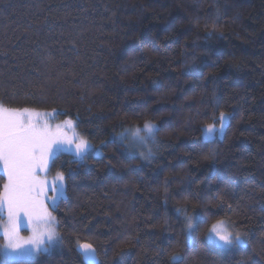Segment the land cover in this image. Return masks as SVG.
<instances>
[{
    "label": "trees",
    "instance_id": "obj_1",
    "mask_svg": "<svg viewBox=\"0 0 264 264\" xmlns=\"http://www.w3.org/2000/svg\"><path fill=\"white\" fill-rule=\"evenodd\" d=\"M0 103L57 109L102 153L53 157L64 239L31 259L0 253V264H88L78 241L96 264H264V0H0ZM220 111L224 134L206 141L201 127ZM146 120L159 147L143 162L115 134ZM4 181L0 171V194ZM217 193L231 211L203 200ZM185 194L199 216L191 242L176 211ZM218 219L247 232L246 245L208 241Z\"/></svg>",
    "mask_w": 264,
    "mask_h": 264
},
{
    "label": "snow or ice",
    "instance_id": "obj_2",
    "mask_svg": "<svg viewBox=\"0 0 264 264\" xmlns=\"http://www.w3.org/2000/svg\"><path fill=\"white\" fill-rule=\"evenodd\" d=\"M212 28L218 29L215 21ZM48 59L49 62H53L51 56ZM58 111L53 109L52 113H45V115L56 114ZM241 115L243 117V113ZM34 116L38 117L40 113L28 108H9L0 103V161H3L7 173V183L3 185L4 192L0 194L2 199L7 201L8 209V225L4 228V235L8 240L9 249L23 250L25 254L48 252L64 239L57 230L58 220L52 211L56 210L58 201L66 195L65 176L63 173H58L55 181L48 182L46 179H41L37 175V171L47 169L49 161L65 147L78 160L86 161L87 153L94 150L97 156L102 155L95 144L75 131L78 127L77 121L69 118L62 122L63 126L57 125L53 130L47 121L41 123L39 120H34ZM230 118V114L223 111H220L218 116L213 114V123H205L201 127L203 138L211 142L212 134L217 128L223 135L225 122ZM65 129L71 130L72 134L69 135ZM159 131V126L156 123L146 120L142 125L133 124L124 128L115 136L121 144L129 141L127 145L129 149L145 148V151L139 152L138 155L142 160L150 161L155 153L147 145L151 143L155 146ZM211 158H214L212 153L203 157V159ZM110 163L111 161H109ZM46 189L53 193L51 197L52 211H49L44 201L40 199L43 196L44 200H48ZM165 191H167L166 187ZM182 199L186 203L178 207L176 211L184 214L186 239L191 242V238L197 230L196 220L199 219V216L195 210L191 215L187 212V205L190 203L189 194H185ZM203 200H207L209 203L211 200H218V207H226L229 211L233 208V205L218 193L203 197ZM21 211L25 212L28 220L35 225L32 235L25 239L23 244L19 242L21 238L18 233ZM165 224H167V220H165ZM234 227V222L230 219H218L208 230L209 238L215 237L216 246L225 251L242 248L248 241V233L230 231ZM136 240L138 243L139 238L137 237ZM24 245L31 247L25 249ZM77 251L88 264H96V249L92 243L78 241ZM145 254H149L147 248ZM259 254L264 256V249ZM152 255L158 256L159 251L157 250ZM181 258L178 252L171 256L174 261ZM193 264H196L195 257H193Z\"/></svg>",
    "mask_w": 264,
    "mask_h": 264
},
{
    "label": "rangeland",
    "instance_id": "obj_3",
    "mask_svg": "<svg viewBox=\"0 0 264 264\" xmlns=\"http://www.w3.org/2000/svg\"><path fill=\"white\" fill-rule=\"evenodd\" d=\"M40 113V116L36 117L34 116L33 119L34 120H39L41 123H43L44 121H47V123L49 124V126L55 130L56 126L57 125H62V122L63 121H66L68 120L69 118H65V119H62V120H54L53 118V115H45V113H49V112H45V111H38ZM73 120V119H72ZM226 124V122H225ZM226 127V126H225ZM65 131H68V134L71 135L72 132L71 130L69 129H65ZM75 131L80 134L81 136L85 137L84 135H82L77 129H75ZM123 131V130H121ZM120 131V132H121ZM225 131V129H224ZM224 134V133H223ZM223 135H221V133L219 132V129L217 128V130L212 134V138L213 137H222ZM201 137L203 138L202 134H201ZM204 139V138H203ZM129 141H125L124 144L127 148V150L135 155H138L139 152L141 151H145V148L143 147H136V148H132V149H129L127 147ZM97 146V149L98 151L101 153V147L99 145H96ZM147 147H151L153 152L155 153V155L157 154V151H158V147H159V140L156 136V141H155V146L151 143H149V145H147ZM60 152H69L67 151L66 147L64 149H62ZM58 152V153H60ZM57 153V154H58ZM70 153V152H69ZM89 155H94L96 156V151H90L89 153H87V156ZM154 155V156H155ZM140 158V157H139ZM53 159V158H52ZM141 159V158H140ZM51 161H49V166L47 169L45 170H38L37 171V175L41 178V179H46L48 182H53L55 181V178L57 177V174L60 173L59 171H56V172H53L51 173L50 172V164H51ZM141 161L143 162H148V161H145V160H142ZM0 171L4 174L5 176V181H4V184L7 183V173H6V170L4 168V164H3V161H0ZM4 192V188L2 190V193ZM1 193V194H2ZM46 195L48 197V200H44V197L41 196L40 199L42 201H44V204L45 206L48 208L49 211H51L50 209V204H51V197L53 195V193L51 191H47L46 189ZM53 214V212H52ZM54 215V214H53ZM19 216H20V224H19V227H18V233H19V237L21 238V240L19 241L21 244H23L24 240L27 239L28 237H30L32 235V230H33V227H35L34 223L30 222L28 220V217L25 215V212L21 211L19 213ZM215 223V222H213ZM212 223V224H213ZM211 224V225H212ZM8 225V209H7V201L6 200H3L2 199V195H0V234L3 236V242L1 244V247H0V253L2 254L3 257H5L6 259H31V258H34L37 256L38 253H32V254H25L23 252V250H16V251H13L12 249H9L8 248V240L6 239L5 235H4V228L7 227ZM211 227V226H210ZM210 229V228H209ZM208 229V230H209ZM192 239V238H191ZM206 239L212 243H214L216 245V241H215V237H211L209 238V234H208V231H207V234H206ZM31 246L30 245H24V248L27 249V248H30Z\"/></svg>",
    "mask_w": 264,
    "mask_h": 264
},
{
    "label": "water",
    "instance_id": "obj_4",
    "mask_svg": "<svg viewBox=\"0 0 264 264\" xmlns=\"http://www.w3.org/2000/svg\"><path fill=\"white\" fill-rule=\"evenodd\" d=\"M81 243H88V242H81ZM76 250H77V246H76ZM78 252V251H77ZM96 256H97V253H96ZM98 261V257H97V260H96V262ZM86 262V261H85ZM86 263H88V262H86Z\"/></svg>",
    "mask_w": 264,
    "mask_h": 264
}]
</instances>
